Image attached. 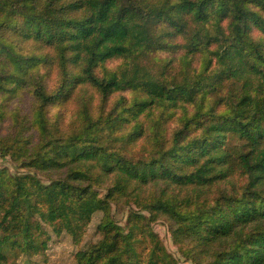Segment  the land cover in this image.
Listing matches in <instances>:
<instances>
[{"label":"trees","instance_id":"obj_1","mask_svg":"<svg viewBox=\"0 0 264 264\" xmlns=\"http://www.w3.org/2000/svg\"><path fill=\"white\" fill-rule=\"evenodd\" d=\"M0 157V264H264V0H0Z\"/></svg>","mask_w":264,"mask_h":264},{"label":"rangeland","instance_id":"obj_2","mask_svg":"<svg viewBox=\"0 0 264 264\" xmlns=\"http://www.w3.org/2000/svg\"><path fill=\"white\" fill-rule=\"evenodd\" d=\"M253 36L258 38L263 35L260 32L255 31ZM95 104H97V102H95ZM73 108L74 106L70 105L68 110L71 111ZM6 127L7 125H3V128L6 129ZM4 133L5 130L2 131V134ZM2 167H7L11 172H16L17 170L16 165L9 158L0 157V168ZM238 183L240 182L238 181ZM100 217L101 214H96L93 217L92 222L86 231L84 241L80 246L74 245L71 238L67 234L64 233L60 236H56L48 230L50 240L48 241L47 250L40 255L32 257L29 260V264H74V254L76 251L86 243L95 241L97 239L95 229ZM117 219L123 224L126 220V217L125 215L119 213L117 214ZM153 227L165 245L166 250L176 257L180 261V264H191L190 262H186L185 258L179 253L178 248L175 246L171 238L168 223L164 219H161L155 223ZM16 262L19 264L24 263L26 262V257L21 256L16 259Z\"/></svg>","mask_w":264,"mask_h":264}]
</instances>
